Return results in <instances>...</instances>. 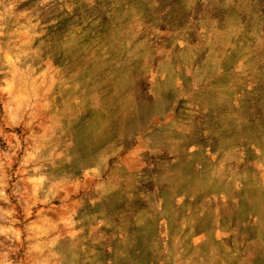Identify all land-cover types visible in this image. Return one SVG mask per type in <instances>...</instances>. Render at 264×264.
Segmentation results:
<instances>
[{"label":"rangeland","instance_id":"374dc122","mask_svg":"<svg viewBox=\"0 0 264 264\" xmlns=\"http://www.w3.org/2000/svg\"><path fill=\"white\" fill-rule=\"evenodd\" d=\"M0 264H264V0H0Z\"/></svg>","mask_w":264,"mask_h":264}]
</instances>
